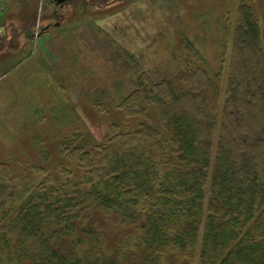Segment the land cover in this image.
<instances>
[{
    "label": "trees",
    "instance_id": "obj_1",
    "mask_svg": "<svg viewBox=\"0 0 264 264\" xmlns=\"http://www.w3.org/2000/svg\"><path fill=\"white\" fill-rule=\"evenodd\" d=\"M255 11L238 9L226 86L222 71H189L185 87L141 73L119 108L147 123L134 132L112 124L100 145L80 132L65 139L61 153L77 171L13 176L1 162L0 264H108L95 209L139 230L129 247L143 264H264V51Z\"/></svg>",
    "mask_w": 264,
    "mask_h": 264
},
{
    "label": "rangeland",
    "instance_id": "obj_2",
    "mask_svg": "<svg viewBox=\"0 0 264 264\" xmlns=\"http://www.w3.org/2000/svg\"><path fill=\"white\" fill-rule=\"evenodd\" d=\"M243 4L256 10L264 51V0H0V163L13 176L77 171L61 153L65 139L80 132L100 145L112 124L134 132L147 123L119 108L141 73L185 87L189 71H222L226 86ZM95 213L109 263L143 264L129 247L139 230Z\"/></svg>",
    "mask_w": 264,
    "mask_h": 264
},
{
    "label": "water",
    "instance_id": "obj_3",
    "mask_svg": "<svg viewBox=\"0 0 264 264\" xmlns=\"http://www.w3.org/2000/svg\"><path fill=\"white\" fill-rule=\"evenodd\" d=\"M57 4H64L68 2L69 0H54Z\"/></svg>",
    "mask_w": 264,
    "mask_h": 264
}]
</instances>
